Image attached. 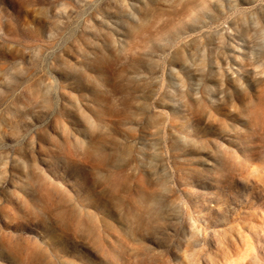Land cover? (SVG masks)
<instances>
[{
    "label": "rangeland",
    "instance_id": "374dc122",
    "mask_svg": "<svg viewBox=\"0 0 264 264\" xmlns=\"http://www.w3.org/2000/svg\"><path fill=\"white\" fill-rule=\"evenodd\" d=\"M0 264H264V0H0Z\"/></svg>",
    "mask_w": 264,
    "mask_h": 264
}]
</instances>
